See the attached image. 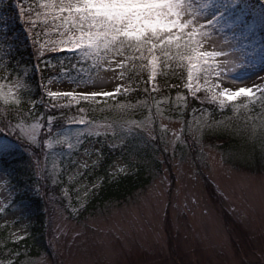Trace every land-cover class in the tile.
I'll return each instance as SVG.
<instances>
[{
	"label": "rangeland",
	"instance_id": "obj_1",
	"mask_svg": "<svg viewBox=\"0 0 264 264\" xmlns=\"http://www.w3.org/2000/svg\"><path fill=\"white\" fill-rule=\"evenodd\" d=\"M237 1L183 0L184 15L197 26H203L207 34L201 41L200 51L221 53L209 61L219 63V77L213 73L206 81L202 74L199 78L194 74L190 79L187 68V88L204 91L211 88L213 95L241 87H251L255 95L264 89V15L257 6L251 16L256 22L246 25L234 22L225 15ZM7 2L0 0V38L8 24H19L21 12L28 11V0H14L5 6ZM30 2L35 7V14L38 9L42 13L46 11L40 7L44 0ZM38 18L40 22L44 20L42 14ZM45 31L41 22L37 28L41 43L59 39L55 34L44 35ZM18 34L17 38L27 45L28 37L23 27L18 29ZM7 44L13 46V39L7 40ZM67 53L73 58L71 68L61 63L56 65L57 73L49 71L42 86V101L94 104L104 99L50 98L47 93L114 92L117 86L125 92L131 90L124 71L123 75L120 70L104 71L109 67L115 69L116 62H126L124 56L113 57L112 64L105 62L98 67L87 57ZM145 74L151 79L148 70ZM98 77H104L103 87L93 86L101 83ZM26 86L21 77L5 83L3 100L18 101L20 88ZM242 97L248 96L241 95L232 100ZM33 104L35 101L31 100L30 105ZM158 116L155 124L149 117L139 122L127 121L119 133L120 136L137 130L146 143L152 144L161 154L162 157L159 153L156 156L162 160L161 167L155 170L149 185L124 201L105 205L82 217V210L105 178L98 172L102 159V142L99 141L115 137L109 140L110 144L119 147L121 138L115 136L118 128L111 121L87 124L78 121L68 129L56 132L57 137L61 136L58 139L52 136L49 124L45 129H49L46 134L50 138L43 140L47 149L44 151L41 146L44 130L40 121L24 120L20 134L34 150L42 153L40 159L34 156V160L31 151L26 152V162L29 161L37 180L21 189L13 184L10 170L0 167V264H11L17 256L13 254L9 259L8 250L2 249L6 243L26 239L33 227H39L34 209L7 212L6 207L18 192L42 195L45 183L41 187L40 169L46 170L49 181L55 183L61 170L58 158L62 151L69 152L68 155L76 154L61 185V195L52 198V210L41 209L46 251L25 257L19 264H264V170L253 168L250 171L225 161V155L199 139L207 126L193 130L195 125H190L184 130L181 120ZM185 132L195 140L197 148L194 152L183 137ZM62 145L68 146V150L62 149ZM162 149L165 155L168 154L171 170L164 164ZM130 171V161L116 156L108 168V178Z\"/></svg>",
	"mask_w": 264,
	"mask_h": 264
},
{
	"label": "trees",
	"instance_id": "obj_2",
	"mask_svg": "<svg viewBox=\"0 0 264 264\" xmlns=\"http://www.w3.org/2000/svg\"><path fill=\"white\" fill-rule=\"evenodd\" d=\"M28 11L20 16V23L8 24L4 29V35L0 39V84L10 82L15 78H23L27 85L20 88L18 101L0 100V125L11 124L16 128V133L8 128L0 129V167L10 170L13 184L17 188H24L28 183L37 180L33 168L29 161L26 162L31 151V157L40 159L41 153L34 150L29 142L20 134L22 122L38 119L44 130L42 133L41 146L44 147L43 140L48 137L49 129H45L50 124L52 136L57 137L56 132L68 129V126L83 120L85 124L90 121H111L115 128H118L115 136L121 138L119 147L111 146L110 141L115 137L108 138L102 142L100 168L98 172L105 177L102 185L95 194L88 200V203L81 212L82 215L103 208L113 202H120L131 197L132 194L145 188L152 180L155 170L161 167V158L156 157L159 152L155 150L143 135L135 130L133 133L121 134V127L127 121H141L149 117L152 123H156L158 114L181 120L184 130L190 125L194 128H207L202 132L199 139L203 143H208L212 148L225 155V161L233 166L243 167L252 171L264 170V96L261 91L251 97H242L235 100H225L221 105L219 100H213L211 94L204 90H191L186 87L188 61L165 63L163 59H158L157 75L149 79L145 70L141 71L135 65L139 61H126L124 78L131 85V90L121 92L112 99L103 100L98 103L88 102H67L66 100L42 101V86L49 77L50 70L57 73L56 65L65 64L71 68L73 58L67 52H45L41 59L36 58L35 48L30 38L29 29L31 24H26L25 20L31 16L36 21V27L31 33L35 35L37 28L41 26L40 19L34 13L35 7L32 0H28ZM14 0H8L5 6L10 5ZM257 6L261 7V14L264 15V0H238L236 5L228 11L225 16H230L233 21L244 25L256 22L251 19L252 12ZM31 10V12L29 11ZM42 14V11L38 9ZM37 13V12H36ZM23 27L28 37V44L22 43L18 29ZM204 30V29H203ZM216 31H214V34ZM13 39L14 45L8 46L7 40ZM162 57V54H157ZM264 90V89H263ZM41 102H37V100ZM31 100L35 104L30 105ZM119 105H126V109L121 110ZM49 118L51 121L49 122ZM44 126V127H43ZM204 126V127H202ZM42 130V132H43ZM47 130V131H46ZM202 131V130H201ZM18 136L20 138H18ZM189 149L196 150L195 140L185 132ZM50 138V137H48ZM158 144V139L156 138ZM186 143V144H187ZM60 144V142H59ZM58 144V145H59ZM62 149L68 150V146L62 145ZM163 153L164 164L171 170L168 155ZM61 152L58 158V165L61 170L57 174V181L51 183L47 171L40 169L42 179L39 180L42 187V195H29L26 191L18 192L14 195L11 203L6 207L9 212L15 209H34L36 221L39 227L32 229L31 235L16 243H6L2 249H7L10 256L17 254L14 262L19 264L25 257L38 256L42 251H46L45 233L43 232L42 208L52 210V198L60 194L61 185L68 170L72 167V159L76 154ZM160 154V153H159ZM35 156V157H34ZM116 156H122L132 164V171L108 178V168ZM161 156V154H160ZM162 157V156H161ZM45 174V175H44ZM213 195V192L211 193ZM2 213L0 214V218ZM49 217V215H48ZM227 217L226 220H229ZM5 257V256H4ZM260 264V263H258Z\"/></svg>",
	"mask_w": 264,
	"mask_h": 264
},
{
	"label": "snow or ice",
	"instance_id": "obj_3",
	"mask_svg": "<svg viewBox=\"0 0 264 264\" xmlns=\"http://www.w3.org/2000/svg\"><path fill=\"white\" fill-rule=\"evenodd\" d=\"M45 9L41 21L46 31L44 35L55 34L59 39H48L40 42V33H31L36 27V21L31 16L25 20L31 24L30 38L35 48L36 58L41 59L45 52H71L91 59L94 65L100 67L105 62L109 65L113 57L124 56L125 61H139L134 64L141 71L148 70L150 78L157 75L158 59L165 63L188 61V75L197 78L202 74L207 81L213 73L220 75L219 63H210L212 58L219 57L218 51H200L201 41L206 37L203 26H197L184 15L183 0H44L40 5ZM31 12V10H29ZM37 17L41 15L36 13ZM24 14L21 12V17ZM175 30L173 32L172 30ZM162 54L158 57L157 54ZM126 68L124 61L116 62V68H105V72H116ZM103 87L104 77H98ZM212 91L211 88L208 89ZM121 92L117 86L114 92L91 91L85 93L49 91L48 97L59 96L84 100L112 99ZM254 95L251 87H241L236 91L225 90L213 95V100H219L223 105L225 99ZM264 96V90H261ZM4 99L3 84H0V100ZM126 105H119L121 110ZM51 118H49V122ZM79 123H85L83 120ZM8 128L16 133L11 124L0 125V129ZM35 127L33 128V131ZM18 138H20L18 136Z\"/></svg>",
	"mask_w": 264,
	"mask_h": 264
}]
</instances>
